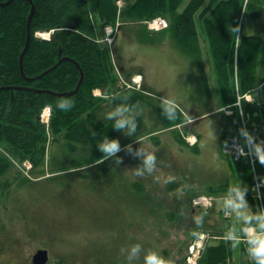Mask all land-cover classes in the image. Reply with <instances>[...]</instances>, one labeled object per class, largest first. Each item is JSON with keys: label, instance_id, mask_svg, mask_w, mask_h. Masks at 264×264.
<instances>
[{"label": "rangeland", "instance_id": "obj_1", "mask_svg": "<svg viewBox=\"0 0 264 264\" xmlns=\"http://www.w3.org/2000/svg\"><path fill=\"white\" fill-rule=\"evenodd\" d=\"M118 1L122 12L128 5L121 0L120 8ZM93 18L98 22L95 14ZM117 24L123 26L122 32ZM143 24L120 16L114 25V42H103L113 61L117 44L118 68L126 66V73L141 75L142 90L149 94L151 105L159 100L170 102L187 113L188 123L150 133L157 124L155 116L150 117L145 124L150 134L126 147L119 158L84 170L57 173L52 169V153L60 149L52 144L45 155L46 172L33 164L28 169L25 163L31 166L30 161L13 160L10 170L0 177V247L5 244L0 264H28L39 249L49 251L48 264H145L150 252L166 264H187L189 247L202 234L227 237L218 217L220 210L210 207L196 215L191 211L192 201L202 195L215 196L216 205L225 204L218 202L224 196L207 193L210 186L243 183L233 177L219 144L223 133L233 129L228 117L233 110L222 107L232 114L219 110L218 78L205 28L199 24L200 43L186 49L172 32L151 35L146 25L142 29ZM263 33V22L244 18L243 36ZM154 112L148 108L145 114ZM44 124L49 127L50 121ZM261 129L264 132V125ZM177 132L186 145L178 142ZM192 137L199 141L193 143ZM149 154L156 157L151 170L146 160ZM246 216L234 217L235 227ZM199 223L203 227L195 230ZM48 231L50 240L45 244ZM134 243L141 248L129 261ZM251 258V253L237 251L228 264H252Z\"/></svg>", "mask_w": 264, "mask_h": 264}, {"label": "trees", "instance_id": "obj_2", "mask_svg": "<svg viewBox=\"0 0 264 264\" xmlns=\"http://www.w3.org/2000/svg\"><path fill=\"white\" fill-rule=\"evenodd\" d=\"M116 1L97 0L93 4L91 0H32V4L28 0H0V177L17 159L29 160L35 169L46 172L45 155L50 144L52 148L56 145L60 148L51 157L52 169L57 173L103 165L119 158L126 146L146 134L187 121L178 107L174 106V116L170 118L166 115L169 103L159 100V104L151 105L145 94L126 92L121 87L117 62L112 60L107 44L100 40L104 28L115 25L121 16L133 23L166 18L170 27L164 32H172L186 49L198 46L199 24L203 25L218 78L220 108L233 110L228 116L233 129L223 133L219 141L221 150L229 135L242 134V119L235 106L238 91L241 95L251 93L254 101H243V108L250 121L252 145L260 153L259 173L264 183V134L254 126L264 125V33L243 36L241 32L246 16L264 24V0H189L183 11L180 9L186 0H135L133 3L125 0L128 6L121 14ZM32 5L35 13L29 21ZM29 28L30 43L22 59ZM142 29H147L144 24ZM51 30L55 31L49 41L36 36L38 32ZM97 88L108 97L95 98L93 90ZM60 100L69 102L71 108L59 109ZM48 106L52 108L49 127L40 120ZM122 106L130 109L124 115L133 117L134 130L115 128L119 115L108 116ZM148 108L156 114H145ZM153 116L157 123L155 131L146 133L147 119ZM105 136L118 139L120 147L114 155L101 160L104 153L98 145ZM175 137L180 144H187L180 132ZM227 162L233 177L242 180L241 191L252 206L238 230L242 235L251 226L261 230L259 225L264 221L258 219L262 218L260 205L252 196L255 178L251 161L245 157L238 162L227 158ZM230 188L229 182L213 185L207 193L226 196ZM191 211L194 215L200 212L193 207ZM201 227L199 223L194 229ZM49 234L50 231L43 238L45 244L50 240ZM196 235L198 231L191 242ZM248 248V242L210 243L200 264H228L237 251L244 254L249 252ZM251 259L252 264H258L253 256Z\"/></svg>", "mask_w": 264, "mask_h": 264}, {"label": "clouds", "instance_id": "obj_3", "mask_svg": "<svg viewBox=\"0 0 264 264\" xmlns=\"http://www.w3.org/2000/svg\"><path fill=\"white\" fill-rule=\"evenodd\" d=\"M236 31V29H234ZM71 104L67 102L66 100H60L57 103V107L61 110H68L71 108ZM130 111L129 108L126 106L118 107L115 111L109 112L108 116L113 117L119 115V119L115 121L114 127L117 129H125L126 127H130L132 130L135 129L136 125L134 122L133 117L124 115L125 112ZM175 108L174 105H172L169 102V106L167 109L166 115H168L170 118L174 116ZM245 132V135L248 136L249 140H252V135L250 133H247L245 130H241ZM99 150L104 153L102 156V159H106L108 155L115 154L119 147V140L118 139H108L107 136L103 138V140L100 141ZM147 163L151 167L155 165L156 157L154 154H149L146 157ZM100 162V161H99ZM230 192H235L236 196L240 198V203L243 204L244 201V193L241 191V189L237 185H233L230 189ZM249 219H251L249 217ZM264 220V217L258 218ZM261 228V231L254 232L248 239V251L251 253V255L256 259L258 264H264V223H261L259 225ZM141 248L140 243H134L131 245L130 253L128 256L129 261L132 260V258L136 255V253L139 252ZM145 264H166V261L160 257L156 252H150L145 256Z\"/></svg>", "mask_w": 264, "mask_h": 264}, {"label": "built area", "instance_id": "obj_4", "mask_svg": "<svg viewBox=\"0 0 264 264\" xmlns=\"http://www.w3.org/2000/svg\"><path fill=\"white\" fill-rule=\"evenodd\" d=\"M167 26H168V23L166 22V20L161 19V18L156 19L150 23L151 29L159 30V29L166 28ZM108 30H109V33L112 32L111 28H108ZM225 152L233 156L236 160H240L243 156H246V155H250L252 157V152H251L250 147L246 149V147H244L240 143L238 138L229 139V141L227 142L225 146ZM261 187H262V184L257 182L254 188V190L258 193L257 195L260 199L262 198L261 192H260ZM212 202H213V198L204 197V198H200L196 200L195 204L209 206V205H212ZM205 237L206 236H203V238L200 241H198L197 243H195V245L191 247V256L189 257V262L191 264H196L199 257L201 256Z\"/></svg>", "mask_w": 264, "mask_h": 264}, {"label": "crops", "instance_id": "obj_5", "mask_svg": "<svg viewBox=\"0 0 264 264\" xmlns=\"http://www.w3.org/2000/svg\"><path fill=\"white\" fill-rule=\"evenodd\" d=\"M124 67L126 68V66ZM238 187L241 189L240 184L238 185ZM244 200H247V199L244 197ZM228 205L230 206V209L232 210L234 217L243 215V214L248 215V213L250 212L252 208L251 204L249 205L247 202H244L243 204H241L240 198L236 196L235 192H232V197H230ZM225 206L226 204H224L223 206L217 205V209L224 208Z\"/></svg>", "mask_w": 264, "mask_h": 264}, {"label": "water", "instance_id": "obj_6", "mask_svg": "<svg viewBox=\"0 0 264 264\" xmlns=\"http://www.w3.org/2000/svg\"><path fill=\"white\" fill-rule=\"evenodd\" d=\"M29 2H32V0H28ZM35 13V6L32 5V11H31V14H30V17H29V21H31L33 15ZM30 38H31V35H30V28H29V32H28V40H27V46L22 54V59L27 51V48L29 46V43H30ZM83 76V74H82ZM34 263L35 264H47L48 261H49V251L47 249H40L37 251V253L34 255Z\"/></svg>", "mask_w": 264, "mask_h": 264}, {"label": "flooded vegetation", "instance_id": "obj_7", "mask_svg": "<svg viewBox=\"0 0 264 264\" xmlns=\"http://www.w3.org/2000/svg\"><path fill=\"white\" fill-rule=\"evenodd\" d=\"M1 247H0V260L5 259V244H4V246H1ZM33 257L34 256H32L31 258L29 257L30 260H29L28 264H35L34 261H33Z\"/></svg>", "mask_w": 264, "mask_h": 264}, {"label": "bare ground", "instance_id": "obj_8", "mask_svg": "<svg viewBox=\"0 0 264 264\" xmlns=\"http://www.w3.org/2000/svg\"><path fill=\"white\" fill-rule=\"evenodd\" d=\"M49 115V111L47 110L45 113H44V117L47 118Z\"/></svg>", "mask_w": 264, "mask_h": 264}]
</instances>
